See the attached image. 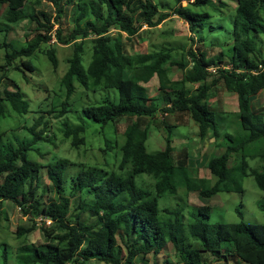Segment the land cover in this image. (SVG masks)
Segmentation results:
<instances>
[{
    "label": "trees",
    "instance_id": "1",
    "mask_svg": "<svg viewBox=\"0 0 264 264\" xmlns=\"http://www.w3.org/2000/svg\"><path fill=\"white\" fill-rule=\"evenodd\" d=\"M183 1L0 0V7L7 8L5 22L1 26L24 20L37 24L36 34L21 47L3 42L6 65L0 68L22 74L25 70L34 73L36 67L31 59L42 44H48L55 34L60 44L73 45L74 52L62 78L66 101H63L60 111L53 108L52 114L56 111L64 117L70 112L69 100L78 84L86 91L112 89L119 95L117 103L106 99L101 104L85 106L81 111L82 118L93 120L102 129L125 118L129 121L123 133L125 141L119 146V169L123 174L110 171L100 175L90 168L81 170L74 178L72 197L77 192L95 197L90 204L81 201L78 207L80 213L74 221L69 220L71 197L65 196L64 192L66 174L75 164L67 159H55L43 165L30 157L31 152L37 151L38 144L50 142L45 129L37 131V127L28 128L32 138L23 141L16 137L14 140L5 139V134L0 132V201L16 203L23 216L31 222L30 227L18 226L17 237H28L38 229L35 220L46 217L54 220L49 227L45 224L39 226L46 239L49 241L59 236L55 228H60L63 235L58 241L66 243L64 249L57 243H46L40 248L31 243L27 244L30 247L24 245L19 250V264H90L92 261L146 264L137 261L150 254L159 257L168 244H172L179 254L180 264L215 263L211 260L221 258L229 262L223 253L224 245L233 247V252L225 248V253H231L236 263L264 264V225L245 222L240 209L239 222L211 224L208 222L210 207L203 206L191 213L193 220L186 225L185 205V208L178 205L163 210L159 207V199L167 195L181 200L178 195L180 188L189 194L197 192L202 199L233 192V186L228 183L232 158L237 157L239 161L241 156L239 170L244 175L247 174L248 159L260 158L264 162V113L253 109L252 105V98L264 90V55L250 38L252 32L257 37L260 33L264 34V0H237L234 52L230 56L220 53L209 57L205 52L190 50L191 61L177 63L174 61L176 55L169 49L136 55L126 53L124 34L132 39L145 31H141L145 26L154 28L161 25L172 16L169 10L188 23L193 36H199L210 14L184 7ZM189 1H193L192 4L208 2ZM45 3L56 11L53 22L43 11L39 15L35 13L36 6ZM68 6H72L75 18L71 29L66 31L62 19ZM39 16L43 17L44 23ZM56 25L58 28L54 31ZM198 40L206 41L204 37ZM88 43L91 44L92 58L86 66L84 55ZM45 53L52 66L57 68L56 49L51 47ZM212 67H216V75L209 70ZM173 68L182 73L181 79L170 78ZM7 76L5 74L0 78V84ZM154 77L158 78L160 90L158 95L150 96L146 85ZM221 81L227 91L238 97V120L242 134L239 130L236 137L228 136L229 141H225L221 154L209 160L207 168L211 179L191 176L190 153L186 149L182 150L181 159L177 158L173 127L170 125L164 149L156 153L148 151L147 141L159 112L166 115L189 114L199 126L200 138L212 131L217 139L219 130L207 98ZM197 82L202 84L194 90L192 84ZM4 94L10 110L20 115L30 113V104L19 88L12 91L6 87ZM1 100L0 96V118L6 112ZM77 119L80 121V115ZM63 126L64 137H72L74 146L84 143L81 134L86 132L85 124ZM106 145L113 148L109 139ZM45 170L52 185L51 193L58 196L56 200L48 197L49 186L44 185L42 179ZM251 174L264 191V164L261 169L252 170ZM142 175L153 180L151 187L137 182L136 179ZM236 188L242 190L238 184ZM122 195L127 199H120ZM187 235L190 239L188 243Z\"/></svg>",
    "mask_w": 264,
    "mask_h": 264
},
{
    "label": "rangeland",
    "instance_id": "2",
    "mask_svg": "<svg viewBox=\"0 0 264 264\" xmlns=\"http://www.w3.org/2000/svg\"><path fill=\"white\" fill-rule=\"evenodd\" d=\"M207 1V0H206ZM193 1L184 0L182 5L189 7L192 10L198 12L209 13L210 17L205 22L204 30H201L199 36H193L190 33L188 23L177 15H173V11L169 10L172 16L164 21L161 25L148 28L144 27L143 31L138 36L129 39L124 34V46L126 53L130 55L152 53L160 50H172L176 55L174 57L175 62L191 61L189 51H197L199 53L205 52L209 57L217 56L220 53H224L227 56L234 52L235 35H234V17L235 9L237 7V0H208L207 3H195ZM6 6L0 7V67L6 65L5 52L3 49V42H11L16 47H21L30 40L35 34L37 24L24 20L11 25L1 26L4 19V12ZM43 11L47 17L51 18L52 22L55 18V9L45 3L42 6H36L35 13ZM41 18L44 23L43 17ZM75 14L72 6L67 7L62 23L66 31L71 29V25L74 24ZM58 28V25L54 27V31ZM204 37L205 42H200L198 39ZM250 38L254 40L255 46L259 48L264 55V34H258L252 32ZM54 47L56 49V56L59 64L57 68H54L49 61L45 51ZM84 63L86 66L91 61V44H86ZM87 51V52H86ZM74 52L73 45H62L60 43L49 42L48 44H42L41 49L31 59L33 65L36 67V71L31 73L28 70L22 74L18 71L8 70L7 68H0V78L5 74L8 76L3 79L0 84L1 103L5 106L6 112L2 118H0V132L4 133L5 139H12L16 137L18 140H28L32 138L28 128L37 127V131L45 129L47 136L50 139L49 143L41 142L38 144L37 151L30 153V157L34 160L42 163L43 165L49 162L59 159H67L74 163L73 167H70L66 174V191L64 195L71 197L70 216L69 220L74 221L77 214L80 213L78 209L82 200L88 204L95 200V197L91 194H83V192H77L74 197V178L77 177L81 170H87L90 168L95 169L100 175H106L110 171L117 174H123L119 169L120 150L119 146L123 145L124 131L128 124V119H122L118 124L110 123L107 125V129L102 127L91 119L82 118V109L85 106L91 104H101L106 99H110L117 103L119 101V95L116 90H100V91H86L80 85H76V91L72 98L69 100L70 112L64 117L59 115L56 111L52 114L53 108L61 110L63 101H66V90L62 85V78L66 74L69 68V59ZM26 60V59H24ZM227 60V58H226ZM221 65V67L225 66ZM211 73L217 74L216 67L210 69ZM172 80H178L182 78V73L175 68L170 73ZM218 76H215L217 78ZM14 81V82H13ZM202 82L192 84L195 90L200 86ZM8 87L9 90L16 91L18 88L24 93L26 100L30 104V113L27 115H20L13 112L8 108V102L5 99L4 89ZM149 95L156 96L159 94L160 84L157 77H154L152 81L146 85ZM207 103L210 110L213 112L215 122L217 124L219 135L215 138L212 131H209L208 135L204 138L199 137V126L192 120L189 114L175 113L173 115L158 113L156 123L152 127L150 137L147 141V149L151 153L161 151L166 146V138L168 135L167 127L170 125L173 127V140L176 148V156L181 159L182 150L190 153L189 167L191 175L194 177L211 178V174L207 168L208 161L212 157H217L223 151V145L228 142V136H237L242 134L239 128L238 120V97L235 93H231L225 89L223 81L213 88L207 98ZM253 109L262 111L264 113V90L252 98ZM80 115V121L85 124L86 132L81 134L84 137V143L78 147L72 143L73 138L66 139L64 137L63 124H69L70 126H76L81 124L77 119ZM56 116V118H55ZM64 121L66 123H64ZM27 137V138H26ZM109 139L113 142V148H109L106 145V140ZM118 142V145H117ZM17 143V142H16ZM225 146V145H224ZM186 149V150H185ZM232 158L229 167L231 168V175L228 179V183L233 186V192L231 193H219L210 199H202L199 194H189L184 188L179 189L181 200H177L176 197L164 196L159 199V207L161 210L164 208H175V206L185 205V224L192 222L191 213L197 212L200 207H210V222L216 223H237L241 219L238 215V210L243 212L244 220L250 224L264 225V191L261 190L254 176H252V170L261 169L264 162L260 158L248 159L249 166L247 168V174L239 170L241 156ZM80 165V166H79ZM44 185L49 186V196L53 199H58V196L52 192V185L47 176V170L42 174ZM137 182L144 183L150 187L153 185V180L146 176H139ZM240 185L242 190L239 191L236 185ZM187 194V195H186ZM188 196V197H187ZM21 197V195H19ZM120 199H127L120 196ZM47 201V198H45ZM183 202V203H182ZM85 220V214L83 215ZM24 225L30 227V219L23 216L22 211L16 203L11 201H3L0 203V264H19L21 255L19 250L21 247L27 244H34L37 247H41L46 243H57L62 249L66 247L65 242H59L58 239L63 235V231L60 228H55L57 236L55 239H46L42 228L38 229L23 238H18L16 231L18 226ZM188 236V235H187ZM190 241L189 236L187 243ZM30 247V245H27ZM43 247V246H42ZM56 247V245H54ZM45 248V247H44ZM225 248L231 249L233 247L223 246L224 255H227L230 264H247L244 262H237L231 253H225ZM34 249V248H32ZM6 255V257H5ZM32 256V255H31ZM7 258V263H5ZM219 262L214 264H225V259L221 258ZM210 261V260H209ZM137 263L146 264H180V256L175 251L174 246L169 245L163 251L159 257H154L150 254L147 258H140ZM90 264H107L105 262L92 261ZM211 264V263H208Z\"/></svg>",
    "mask_w": 264,
    "mask_h": 264
},
{
    "label": "clouds",
    "instance_id": "3",
    "mask_svg": "<svg viewBox=\"0 0 264 264\" xmlns=\"http://www.w3.org/2000/svg\"><path fill=\"white\" fill-rule=\"evenodd\" d=\"M55 42V43H57L58 42V40L56 39V36H55V34H53L52 35V40L50 41V42ZM59 43V42H58ZM211 69V68H210ZM209 69V70H210ZM209 162V161H208ZM231 162H232V160H231ZM50 163V162H49ZM208 165V164H207ZM73 167V166H72ZM191 173V172H190ZM192 176V175H191ZM192 177H194V176H192ZM198 178H202V177H200V176H198ZM209 179H211V178H209ZM193 193H196V192H193ZM0 203H1V201H0ZM19 209H20V207H19ZM184 216H186V215H184ZM36 221V223H37V226L39 227V226H41V225H43V224H45L47 227H49V226H51L52 224H53V222H54V220L52 219V218H46V217H44V218H42V217H40V218H38V219H36L35 220ZM169 245H172V244H168L167 245V247H169ZM173 246V245H172ZM212 262H219V261H221L222 262V260H217V261H213V260H211ZM211 264H214V263H211ZM225 264H230V262H228V260H226L225 259Z\"/></svg>",
    "mask_w": 264,
    "mask_h": 264
}]
</instances>
